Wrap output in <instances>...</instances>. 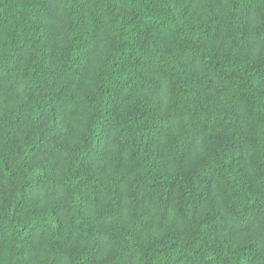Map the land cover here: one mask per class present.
Masks as SVG:
<instances>
[{
  "label": "trees",
  "instance_id": "trees-1",
  "mask_svg": "<svg viewBox=\"0 0 264 264\" xmlns=\"http://www.w3.org/2000/svg\"><path fill=\"white\" fill-rule=\"evenodd\" d=\"M0 264H264V0H0Z\"/></svg>",
  "mask_w": 264,
  "mask_h": 264
}]
</instances>
